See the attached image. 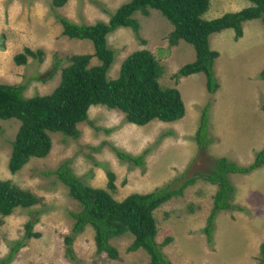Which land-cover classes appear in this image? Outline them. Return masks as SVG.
<instances>
[{
  "label": "rangeland",
  "instance_id": "1",
  "mask_svg": "<svg viewBox=\"0 0 264 264\" xmlns=\"http://www.w3.org/2000/svg\"><path fill=\"white\" fill-rule=\"evenodd\" d=\"M129 1L67 0L63 6L53 7V0H0V84H25L26 98L51 94L71 57L94 53L90 41L63 36L57 17L76 24L107 22L110 14ZM252 5L248 0H209L203 18L213 20ZM133 18L139 23L136 34L130 28H118L106 37L107 47L114 52L107 78L118 76L122 62L130 54L148 50L163 68L160 85L180 92L184 117L176 122L154 120L136 126L127 123L118 110L92 106L88 120L77 125L78 139L50 134L48 156L31 158L15 174L8 170V160L20 123L0 121V181H10L39 199L31 208H17L10 216L0 217V260L8 256L14 242L22 239L25 224L38 217L32 231L39 237L27 240L10 264H149L144 250L128 251L133 241L129 233L109 242L117 250L116 260L106 253L97 254L94 232L89 226L75 236L72 244L78 262L69 260L64 239L71 234L74 223L69 213L79 211V205L55 176L43 175L65 161H69V168L81 182L93 188L106 189V172L114 173L116 189L111 194L120 202L134 193L146 194L167 185L177 187L208 172L213 159L224 157L247 166L264 147V79L259 78L264 69V23L260 19L242 23L243 35L238 40H234L233 29L209 36L210 49L219 54L213 63L219 88L211 94L206 90L203 73L173 78L182 66L195 60V50L184 41L169 45L173 26L158 11L149 10L147 17L135 13ZM25 48L40 50L42 61L27 57L25 64L16 65L14 57L24 53ZM99 64L96 58L90 61L91 66ZM205 107L212 142L199 149L194 136ZM114 147L134 157L145 150L149 152L143 167H136L120 162ZM228 179L234 187L231 203L242 210L217 214L211 242L203 228L213 207L216 186L197 180L182 196L173 197L153 212L156 242L172 238L161 248L171 264H260L264 166L247 175L229 174Z\"/></svg>",
  "mask_w": 264,
  "mask_h": 264
},
{
  "label": "trees",
  "instance_id": "2",
  "mask_svg": "<svg viewBox=\"0 0 264 264\" xmlns=\"http://www.w3.org/2000/svg\"><path fill=\"white\" fill-rule=\"evenodd\" d=\"M67 0H53V7H60ZM253 5L237 12L226 13L213 20H205L203 15L209 8V0H131L121 5L109 16L107 22L92 25L76 24L57 17L62 26V35L69 39L90 41L94 53L75 55L69 59V65L61 70V78L55 90L44 96L24 97L26 85L0 84V121L17 120L19 128L13 141L8 160V170L15 174L31 158L44 159L48 156L52 142L50 134L58 133L76 140L80 137L77 125L88 120V110L101 105L118 110L125 115L129 124L145 126L151 121L176 122L185 115V106L181 94L176 88L163 87L159 83L163 68L155 56L148 50H139L130 54L122 62L118 76L108 79L107 72L114 62V52L107 47L106 37L118 28H130L135 34L139 23L133 18L135 13L147 17L149 10L158 11L172 26L168 35L170 46L184 41L193 46L195 60L182 66L173 78L187 77L203 73L208 93L219 88L213 71V63L219 54L210 49L209 36L225 29H233L234 40L242 37V23L260 19L264 23V0H248ZM144 43V41H141ZM41 51L33 52L25 48L24 53L14 57L16 65L26 63L27 57L42 61ZM96 58L99 65H90ZM59 62H56V66ZM259 78L264 79V69ZM264 113V102L261 106ZM99 130L98 128H95ZM208 116L204 108L199 126L194 136L199 149H203L212 140L208 137ZM120 162L143 167L145 150L139 156H131L117 148H112ZM69 161L59 165L54 171L43 175L55 176L67 189L68 195L79 205V211L70 212L74 220L71 234L64 239L65 254L72 262H78L72 244L75 236L90 227L93 232L96 253H106L113 260L118 258L117 250L110 240L129 233L133 241L129 252L144 250L149 256V264H171L163 255L161 248L172 241L167 237L161 244L155 240L157 227L153 212L173 197L183 195L184 190L197 180L216 186L213 207L208 216L203 233L208 242L214 229V221L221 211L242 209L231 203L234 187L230 184L229 174L247 175L264 166V147L257 152L255 159L247 166H239L233 161L221 157L213 159L206 173L187 179L177 187L167 185L153 192L134 193L122 201H116L114 192L115 175L106 172V189L93 188L81 182L68 166ZM39 203V199L30 191L20 189L10 181H0V217H7L17 208L28 209ZM40 214V211H38ZM38 217L29 220L24 226L22 239L13 243L8 256L0 264H10L14 255L25 242L38 238L33 232ZM260 264H264V243L261 245Z\"/></svg>",
  "mask_w": 264,
  "mask_h": 264
},
{
  "label": "crops",
  "instance_id": "3",
  "mask_svg": "<svg viewBox=\"0 0 264 264\" xmlns=\"http://www.w3.org/2000/svg\"><path fill=\"white\" fill-rule=\"evenodd\" d=\"M218 90V89H217Z\"/></svg>",
  "mask_w": 264,
  "mask_h": 264
}]
</instances>
